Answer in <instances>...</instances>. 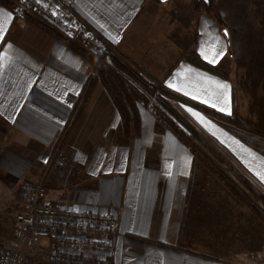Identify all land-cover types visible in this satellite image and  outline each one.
<instances>
[{"label":"crops","instance_id":"1","mask_svg":"<svg viewBox=\"0 0 264 264\" xmlns=\"http://www.w3.org/2000/svg\"><path fill=\"white\" fill-rule=\"evenodd\" d=\"M250 2L211 0L218 18L197 0H76L74 9L176 101L209 155L264 195V5ZM89 75L79 53L0 3V197L9 190L13 202L22 182L42 181L50 204L112 210L108 264H263L264 224L242 199L148 101L126 137ZM59 143L66 164L50 167Z\"/></svg>","mask_w":264,"mask_h":264},{"label":"built area","instance_id":"2","mask_svg":"<svg viewBox=\"0 0 264 264\" xmlns=\"http://www.w3.org/2000/svg\"><path fill=\"white\" fill-rule=\"evenodd\" d=\"M11 1L16 17L31 14L103 58L113 52L108 41L76 13V0ZM65 164L64 150L58 146L48 165ZM45 193L42 181L22 183L21 209L13 220L12 237L0 248V264H26L29 257L53 264H108L118 227L116 214L108 209L53 205L44 200Z\"/></svg>","mask_w":264,"mask_h":264},{"label":"trees","instance_id":"3","mask_svg":"<svg viewBox=\"0 0 264 264\" xmlns=\"http://www.w3.org/2000/svg\"><path fill=\"white\" fill-rule=\"evenodd\" d=\"M0 3L9 8H12L13 6L11 0H0ZM199 4H205L207 12L213 11L211 0H197V5ZM197 9L202 10L201 7L198 8V6ZM213 12L214 16L218 18L216 12ZM22 18L46 30L88 61L90 67L88 81L89 87H91V84L95 82H100L109 92V95L120 116L121 131L126 137L132 138L138 134L140 128L138 100H143L141 102H145V98H147L149 106L154 109V112L157 113L163 121H165L167 126L172 129L179 138L187 142L195 156L202 160L205 158L203 156V151L200 150L193 141L201 140L195 127L185 119L177 116L175 109L163 100L165 95L159 89L158 83H156V81L151 77L147 76L144 71L131 63L127 64L123 62V60L115 54H112L108 58L107 62L99 64L97 58L93 54L87 52V50L82 48L76 42L68 39L39 18L31 14H25ZM190 60L203 69L218 72L216 66L208 64L194 53L190 55ZM125 73L130 74L133 80L126 77ZM231 117L233 119L237 118L235 96L233 97V111L231 113ZM217 174L219 177L224 179L229 187L233 188L236 195L243 199H247L251 207L255 209L257 215L264 221V195L252 187L250 183L247 182L240 174H238L237 177L238 181L244 184L245 189L248 191L247 193L245 192L244 187H241L233 181L225 178V176L222 173H219V171ZM257 202L260 204L257 205Z\"/></svg>","mask_w":264,"mask_h":264},{"label":"rangeland","instance_id":"4","mask_svg":"<svg viewBox=\"0 0 264 264\" xmlns=\"http://www.w3.org/2000/svg\"><path fill=\"white\" fill-rule=\"evenodd\" d=\"M250 3H259V4H263L264 5V0H251ZM109 43V42H108ZM112 48H113V52L110 53L108 56L104 57L100 54V53H97V52H93V51H89L87 50V52H90L91 54H93L96 58H97V61L98 63H105L107 62L108 58L112 55V54H115L116 56H118L120 59L123 60V62L125 63H129L128 61L126 62L125 59H123V57L121 55H119V52L116 50V48L111 44L109 43ZM103 58V59H102ZM126 77H128L130 80H133L131 75L128 74V73H125ZM131 77V78H130ZM171 98V97H170ZM146 101H147V98H145ZM163 100L168 103L169 106H171L172 108H174V102L173 100L171 99H165L163 98ZM141 101L143 100H138V102L140 103ZM154 102V101H153ZM175 105H177L175 103ZM175 109V108H174ZM176 111V114L178 117L180 118H183V116L181 115V113L175 109ZM157 114V113H156ZM158 115V114H157ZM159 116V115H158ZM162 119V118H161ZM185 119V118H183ZM163 121V120H162ZM163 123L167 126V124L165 123V121H163ZM168 127V126H167ZM168 129L175 134V132H173L172 129H170L168 127ZM197 131V130H196ZM197 134L198 136L201 138L200 141L198 140H193L195 142V144L199 147L200 150L203 151V156L205 157L203 160L200 159V161L206 163L207 165H209L212 169V172L213 174L217 177V178H220V180L224 183V185H226L227 187H229L226 182L224 181V179H222L221 177H219V175L217 174V172L219 171V173H222L225 178L233 181L235 184L237 185H240L241 187H244V184L241 183V182H238V174L239 173H234V171L231 169V168H227L226 166L223 165V161L222 162H218L219 159L218 158H215L211 155H209L204 149L203 147L206 146V147H209L210 145H208L207 143H203V138L201 137L200 133L197 131ZM176 135V134H175ZM177 136V135H176ZM181 139V138H180ZM182 140V139H181ZM183 141V140H182ZM185 145H187L189 147V145L187 144V142H185ZM60 147L61 150H64L63 147H62V144L59 143V145H57L56 147ZM55 147V148H56ZM190 148V147H189ZM191 149V148H190ZM53 153V152H52ZM51 153V155H52ZM51 155H49V158H48V163H49V160L51 158ZM198 158V157H197ZM217 159V160H216ZM221 163V166L220 164ZM50 167H55V166H50ZM25 182V181H24ZM22 182V183H24ZM229 190L236 194L233 190V188L229 187ZM244 190L245 192L247 193V189H245L244 187ZM2 191L4 192V195H1L0 197V239H3L5 240L6 237H9L10 234H11V231H12V220H13V217H15L16 213L21 209V195H20V192H19V189L17 188L16 192H15V198H14V201L12 202L11 201V197H7V193H9V190H6V189H2ZM7 195V196H6ZM249 195L251 196V194L249 193ZM240 197V196H239ZM241 198V197H240ZM242 199V202L245 203L250 209L251 211L253 212V214L255 215V217L261 221L263 224H264V221L257 215V213L255 212V209H253V207H251V205L249 204V201L247 199ZM257 205H259L260 203H256ZM74 206H77V205H74ZM110 210V209H109ZM117 235V233H116ZM1 242V241H0ZM3 245L0 244V248L2 247ZM113 247H114V241H113ZM38 260V259H37ZM42 262V261H41ZM261 263V261L259 260L257 263ZM45 263V262H44ZM264 264V263H263Z\"/></svg>","mask_w":264,"mask_h":264},{"label":"snow or ice","instance_id":"5","mask_svg":"<svg viewBox=\"0 0 264 264\" xmlns=\"http://www.w3.org/2000/svg\"><path fill=\"white\" fill-rule=\"evenodd\" d=\"M218 87H220V88H225L226 85H224V84H219ZM258 175H259V173H258ZM261 179H264V176H261Z\"/></svg>","mask_w":264,"mask_h":264},{"label":"water","instance_id":"6","mask_svg":"<svg viewBox=\"0 0 264 264\" xmlns=\"http://www.w3.org/2000/svg\"><path fill=\"white\" fill-rule=\"evenodd\" d=\"M223 33H224L225 36L228 38V31H227V29H223Z\"/></svg>","mask_w":264,"mask_h":264}]
</instances>
